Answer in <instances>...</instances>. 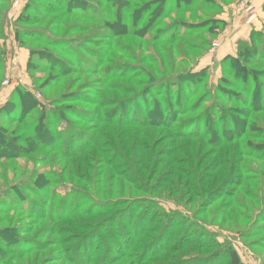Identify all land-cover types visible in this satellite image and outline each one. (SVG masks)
Listing matches in <instances>:
<instances>
[{
	"label": "rangeland",
	"instance_id": "rangeland-1",
	"mask_svg": "<svg viewBox=\"0 0 264 264\" xmlns=\"http://www.w3.org/2000/svg\"><path fill=\"white\" fill-rule=\"evenodd\" d=\"M2 1L0 64L4 53L9 77L17 67L26 76L4 105L0 70V131L26 149L44 114L49 130L28 155L0 152V264H230L228 246L264 264V104L249 109L264 99V25L219 57L204 44L208 22L233 0L172 15L187 30L172 45L127 33L126 0ZM243 46L248 65L227 58ZM22 97L25 108L38 102L32 111Z\"/></svg>",
	"mask_w": 264,
	"mask_h": 264
},
{
	"label": "trees",
	"instance_id": "trees-1",
	"mask_svg": "<svg viewBox=\"0 0 264 264\" xmlns=\"http://www.w3.org/2000/svg\"><path fill=\"white\" fill-rule=\"evenodd\" d=\"M126 1H127V3L122 5V7L125 8V11L123 12L122 17L124 16V18H126V20H128V21L127 22L119 21L122 23L121 24L122 27L124 28V30L127 33L132 34V35H140V34L141 35H147L149 32L156 33V34H153V35L148 37V41L152 42V44H154V45L158 44L160 42H162L163 44L172 45L173 43H176L177 41H179L180 40L179 37H182L187 32V30H185L186 29L185 25L183 24V22H185V20L180 19V20H176V21H171L172 15L174 16V14L191 11L192 10L191 4H193V2H195V1L196 2L201 1L203 3L202 5H206V3H208V2H213L214 4L217 3V2H215L216 0H165V2H164L165 4H163L162 7L160 8V10L157 11V9L159 8V6L162 3L161 0H145L144 2H141L140 0H126ZM234 1L235 0H233L232 2H234ZM232 2H230V4ZM0 3H1L0 8H3V5H4L3 1ZM188 4H190V6ZM216 6H218V4L213 5L212 8H210V9H215ZM201 9H205V7L201 6ZM223 9H224V3L221 2L220 11H219L220 14L224 11ZM116 16L117 15H115L114 19H115V21L117 20L116 22L118 23V17H116ZM148 16L151 18L150 21L145 23L144 26H142L143 28L139 27L138 28L139 30H137L136 24H138V26L142 25L144 22V19ZM24 18L25 17L23 16L21 19L25 20ZM132 19H133V23H132L133 25L130 27L129 26V20H132ZM166 21H171V23L170 24L166 23ZM28 22L29 21L27 20L26 23L28 24ZM208 23H209L208 26L210 28H209V31L207 32L208 33L207 35L209 38L204 41V44L208 45V46H209V44H211L213 46L214 42L211 43L212 38L214 36L219 35V33L222 31L220 29L225 27L226 22L224 20L220 19L219 17H216V18L214 17V19H212V21L210 20ZM148 25H149V27H148L147 31H144L145 27ZM204 25H206V24H203L201 26L198 25L197 27H203ZM181 27L182 28L184 27V30H182ZM173 28L175 30H177V32H176L177 34L175 36H172L171 32H170V31H173ZM194 32L195 31H193V33ZM25 33H26L25 37H29V35H28L29 33L28 32H25ZM30 37H31V35H30ZM185 47L186 48L189 47L187 45V43H186ZM220 47H221V45H220ZM249 51L250 50H246V48L243 46V50H240L239 59L234 58L233 55H229V56H227V58H229L230 61L235 59V60L239 61V63H241V65L242 64L248 65L247 62L250 60V57L254 55V53L249 52ZM174 52L178 54L177 56H180V57L184 56L183 52H180V51L175 50V49L169 50L170 55H172ZM2 64H3V57H2V62L0 64V70L1 71H2ZM124 74L127 75L126 73H124ZM249 75L251 76V73ZM201 76H202V74L199 72L191 73L188 76L189 78L192 79L189 83L193 84L196 87V89L201 88L200 83H201L202 78H203V77L201 78ZM197 77H200L199 78L200 81L198 80ZM186 79L187 78L182 76V75L178 76V80H183L182 83H184L186 81ZM129 80H131V82H134L132 79H129ZM169 87H170V88H168L169 91L174 89L171 83L169 84ZM246 88L248 91V86H246ZM16 91H17V88L14 90L12 96H10V98H8V101L4 105H7L11 101H13L11 99L14 97ZM26 93H27L26 95H28V96L31 95L28 92H26ZM220 96L222 97L221 94H220ZM226 96H228L227 98L231 99L229 95H226ZM23 98L24 97H22L21 107L24 109L26 107V102L23 101ZM78 98H80V97L77 94L75 96V98L73 99V101H78ZM184 101H186V98H184ZM263 101H264V99L261 100L260 102H258L257 100L256 101L254 100L253 102L250 103V105L252 104L251 105L252 107L249 106V109H251V108L252 109H258L261 106L264 108V105H261V106L259 105L260 103L264 104ZM157 102L158 101H155L154 104L150 106L151 110H153V111H157V110L161 111L162 110L160 104ZM237 102H240L242 104H245V103L249 104V102L246 101L245 98H243V99L238 98ZM254 102H256V103H254ZM37 103L38 102L33 103V105L30 108H25L26 113H28V110L32 111L33 108L37 105ZM168 105L170 107L169 109H171V111H169V112H171L170 113L171 115L175 114V112H180V110H181V106H180L181 104L180 103H175L172 105L169 102ZM224 112L225 111H223V112L221 111L220 113L223 115ZM44 115L42 117L41 124L38 120L36 122V125L34 126L35 129L37 130V133H34V138L38 139V142L35 141L34 139H32V137H29V136L24 137L23 140L27 144V148L25 149L24 147L20 146L21 141H20V139L16 138V136H14L12 138H8V139L4 138L3 137L4 133H1V132H3V129H2V131H0V152L3 153L4 155H6V154H10L12 150H16L19 155H28L30 152L33 151L32 150L33 149V144H32L33 141L37 145H38V143H39V145H42V144L46 145V140L43 139L46 137V133L44 132L43 135L42 134L40 135V132L38 133L39 129L42 127H44L46 132H47V130H49V128H47L48 126H46V124L43 125V121L45 120ZM222 115H221V117H222ZM208 118L210 119L209 115H208ZM228 121H229V118H227V122ZM232 122H233V125H235V126H236V124H238V122L235 120L233 121V119H232ZM245 125H246L245 123H243V124L241 123L242 128ZM207 130L208 131L206 132V134L203 133V134H200V136H206L207 140H208V138H211L209 141H207V142H211L215 133H212L211 131H209V129H207ZM225 131H224V133H225ZM35 185L43 186V185L39 184L38 182H36ZM0 234H1L0 237H2V238H0V241L1 242L7 241L8 237L3 236L2 231H0ZM8 244H11V242H8ZM37 246H39V245H37ZM226 250H227V258L229 259L230 264H244L241 260L239 253L236 251V249H234L232 246H228L226 248Z\"/></svg>",
	"mask_w": 264,
	"mask_h": 264
},
{
	"label": "crops",
	"instance_id": "crops-1",
	"mask_svg": "<svg viewBox=\"0 0 264 264\" xmlns=\"http://www.w3.org/2000/svg\"><path fill=\"white\" fill-rule=\"evenodd\" d=\"M237 0H235L234 2H232L229 5H224V11L219 15V18L224 20L226 22L225 27L223 28V30L219 33L218 38L219 40H225L224 42V47L220 48V46L218 47V49H214L212 50V52L217 51L216 53H218L219 57H223L225 55V53H227V48H226V44H228L230 46V42H228V40H238L240 37H245L247 38L251 32L254 29H258L260 28L262 25H264V0H254V4H255V12L253 13H246V12H240L237 9V4L236 3ZM14 10V8L12 9V11ZM253 15V16H252ZM13 14H10V19H12ZM13 20H10V23L7 26H11V22L13 23ZM2 31H7V29H5V27L3 26L1 28ZM3 34V32H2ZM6 32L4 35V38L1 39L6 40L5 36H6ZM12 40H15V37L13 36ZM17 50L18 51V47L14 46L11 48L10 51L12 50ZM21 49V48H20ZM21 53V54H20ZM22 54V49L19 51L18 56L21 57ZM210 55V54H208ZM3 64H2V71H4V74L6 75V79H8L10 72H7V60L8 58L6 57V55L3 53ZM22 60H25L22 59ZM23 62H27V61H23ZM25 67V66H24ZM21 69V68H20ZM18 67L15 69L14 73L12 72L11 76L8 79V82L5 84L4 88H5V93L2 92V94H7V98L5 99V101L8 100L9 96L11 95V92L13 91L14 87L17 86L18 83H20L21 81H24V78L26 75H23L24 70L22 68V70H20ZM19 71V72H18ZM4 101V102H5Z\"/></svg>",
	"mask_w": 264,
	"mask_h": 264
},
{
	"label": "built area",
	"instance_id": "built-area-1",
	"mask_svg": "<svg viewBox=\"0 0 264 264\" xmlns=\"http://www.w3.org/2000/svg\"><path fill=\"white\" fill-rule=\"evenodd\" d=\"M237 9L240 12H246V13H253L254 14L255 9H256L255 4H254V0H240L237 4ZM219 46H220V43H218V42L213 43L212 50L218 48ZM7 82H5L4 84H6Z\"/></svg>",
	"mask_w": 264,
	"mask_h": 264
}]
</instances>
